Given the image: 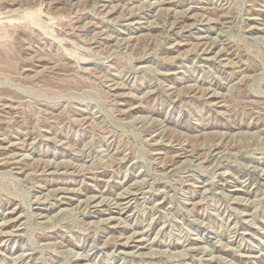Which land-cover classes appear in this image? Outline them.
Segmentation results:
<instances>
[{
	"label": "rangeland",
	"instance_id": "374dc122",
	"mask_svg": "<svg viewBox=\"0 0 264 264\" xmlns=\"http://www.w3.org/2000/svg\"><path fill=\"white\" fill-rule=\"evenodd\" d=\"M0 264H264V0H0Z\"/></svg>",
	"mask_w": 264,
	"mask_h": 264
},
{
	"label": "bare ground",
	"instance_id": "6f19581e",
	"mask_svg": "<svg viewBox=\"0 0 264 264\" xmlns=\"http://www.w3.org/2000/svg\"><path fill=\"white\" fill-rule=\"evenodd\" d=\"M2 21V20H1ZM11 22H12V20H11Z\"/></svg>",
	"mask_w": 264,
	"mask_h": 264
}]
</instances>
